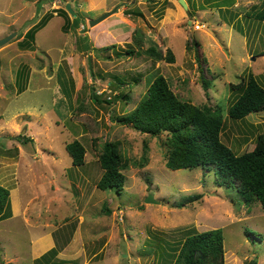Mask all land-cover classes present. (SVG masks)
Instances as JSON below:
<instances>
[{
	"label": "rangeland",
	"instance_id": "rangeland-1",
	"mask_svg": "<svg viewBox=\"0 0 264 264\" xmlns=\"http://www.w3.org/2000/svg\"><path fill=\"white\" fill-rule=\"evenodd\" d=\"M188 2L185 9L179 0H0V39L16 33L0 45V186L9 195L17 187L25 211L0 222V264H29L48 234L44 252L55 245L59 253L35 264H160L157 246L176 254L193 227L223 228L226 264H264L261 203L213 170L168 168L170 135L123 120L162 74L180 99L221 111V140L237 154L264 133V111L229 115L232 84L253 73L264 86V19L256 16L264 0ZM67 3L75 15L61 12ZM114 7L127 19L117 10L90 26ZM44 19L34 49H22L19 41ZM151 46L163 58L146 53ZM169 50L174 62L165 59ZM19 69L28 75L22 92ZM76 140L85 148L79 166L67 151ZM113 149L126 165L125 184L102 190L100 157ZM150 194L158 203L145 202ZM9 213L5 206L0 219Z\"/></svg>",
	"mask_w": 264,
	"mask_h": 264
},
{
	"label": "trees",
	"instance_id": "trees-1",
	"mask_svg": "<svg viewBox=\"0 0 264 264\" xmlns=\"http://www.w3.org/2000/svg\"><path fill=\"white\" fill-rule=\"evenodd\" d=\"M61 12L68 16L66 9ZM256 16L264 19V10ZM45 23L46 19L25 34L19 41L22 49H34L37 30ZM146 53L163 58L162 53L154 46L149 47ZM165 59L174 62L172 51H168ZM24 73L25 70L19 69L17 78H24V83L20 84L18 92L25 90L28 84V75L24 77ZM64 89L70 99L68 86L65 85ZM231 89L237 93L236 100L229 108L231 118L240 120L251 113L264 111V86L253 73L247 79L232 84ZM123 120L125 124L143 133L158 136L167 132L170 135L167 143L168 168L176 170L203 167L213 170L218 180L236 186L246 197L258 200L264 210V133L258 135L256 145L251 151L237 154L221 140L220 134L224 126L221 111L180 99L162 74L155 76L142 101ZM28 139L22 140L26 142ZM67 151L71 154L74 165L84 163L85 148L78 140L67 144ZM122 162V154L117 149L101 155L100 164L104 173L98 182L100 189L123 188L126 177L122 169L126 165ZM200 197V194L188 196L176 205L184 207ZM5 206L10 207V195L6 188L0 186V212ZM224 239L223 228L204 231L190 228L176 254L167 250L168 246L165 247L163 243L157 246V253L163 260L160 264H226ZM57 252V247H54L42 258L56 256ZM252 264L257 262L253 261Z\"/></svg>",
	"mask_w": 264,
	"mask_h": 264
},
{
	"label": "crops",
	"instance_id": "crops-1",
	"mask_svg": "<svg viewBox=\"0 0 264 264\" xmlns=\"http://www.w3.org/2000/svg\"><path fill=\"white\" fill-rule=\"evenodd\" d=\"M187 1V3H188V8L190 7V4H189V2H188V0H186ZM110 8H108V9H106L105 10V12L106 11H108ZM123 10H124V7H122V9H121V11L120 10H118V13L120 14V15H122L121 16V20H125V19H127L126 18V16H125V14L123 13ZM110 17V16H109ZM123 20V21H124ZM99 24V23H98ZM128 24V23H127ZM93 29V28H92ZM88 38L90 39V41H92V39H91V37H93L92 36V30H89L88 31ZM95 42V41H94ZM107 44H109V43H106V44H104V45H107ZM96 45H98V43H96ZM97 47H99V46H97ZM102 47V46H101ZM21 213H25V211H22V209H21V203H20V200H19V190H18V188L17 187H14V188H12L11 189V192H10V213L8 214V216H4L3 218H1L0 219V222L1 221H3V220H7V219H10V218H14V217H17V216H19ZM2 214H0V216H1ZM49 235V234H48ZM48 235H45V239H44V236H42L43 238H40V239H38L37 240V243H38V246H37V248L38 249H36V250H34V256L32 257V259H31V261H30V263L29 264H35L36 263V260L38 259V258H41L45 253H47V252H44V249L46 248V244H48V242L50 241V240H48V238H49V236ZM44 239V242H42V240ZM54 242V241H53ZM54 247H56L55 245H54ZM54 247H52V248H54ZM51 248V249H52ZM58 249V248H57ZM50 250V249H49ZM58 253L59 252H57V254H56V256L58 255ZM55 256V257H56ZM52 258V257H51ZM49 259H46L45 261H48ZM18 264H19V262H18Z\"/></svg>",
	"mask_w": 264,
	"mask_h": 264
},
{
	"label": "water",
	"instance_id": "water-1",
	"mask_svg": "<svg viewBox=\"0 0 264 264\" xmlns=\"http://www.w3.org/2000/svg\"><path fill=\"white\" fill-rule=\"evenodd\" d=\"M179 2L185 9H188V3L186 0H179ZM65 9L68 12H70L71 14L75 15V11H74L71 3H67L65 6ZM117 10H118V7H114L112 10L101 14L97 18L90 19L89 20L90 26H94V25L102 22L103 20H105L106 18L111 16L113 13L117 12ZM15 35H16V33H12V34L6 36L5 38L0 39V45L5 44L6 42L10 41ZM145 202H147V203H158V200L153 196V194H150L146 197Z\"/></svg>",
	"mask_w": 264,
	"mask_h": 264
}]
</instances>
